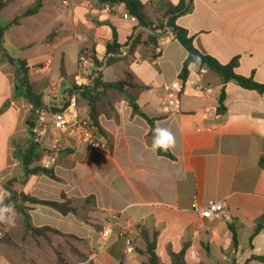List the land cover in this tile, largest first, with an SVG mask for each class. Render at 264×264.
Segmentation results:
<instances>
[{
	"label": "crops",
	"instance_id": "obj_1",
	"mask_svg": "<svg viewBox=\"0 0 264 264\" xmlns=\"http://www.w3.org/2000/svg\"><path fill=\"white\" fill-rule=\"evenodd\" d=\"M34 1L14 0L6 7L19 5L20 14L0 37V207L11 205L15 216V227L0 223L6 241H0V264H73L74 255L87 256L93 251L111 215L117 216V228L95 264H140L143 258L135 249L126 254L118 235L128 230L134 247L140 248L136 227L155 235L156 254L162 264L170 262L171 253L182 250L186 264H228L231 260L264 264L248 261L251 255L264 253V229L254 233L264 215V164H260V160L264 162V95L228 82L223 86L225 113L217 115L222 89L219 77L190 65L178 111L164 113L160 98L167 88L179 85L177 77L187 56L169 31H157L154 46L147 42L148 30L118 15L86 14L80 7L83 0H65L66 6L64 0H40L35 15H22ZM140 2L149 19L156 22L163 16V3L177 5L179 0ZM176 25L187 31L202 54L221 64L236 60L239 76L264 84V0H193L191 11L178 17ZM113 31L124 47L136 35H140V44L131 57L103 64L102 81L148 89L108 92L109 106L101 109L98 118L107 136V140L101 138L104 149L67 142L64 132L50 130L35 148L30 168L43 166L53 157L50 168L57 180L26 176L22 156L31 146L35 112L18 90L15 61L32 67L28 75L35 93L41 96L49 80L58 81L63 92L77 74L81 51H93L104 63L105 46ZM35 43L42 46L36 52ZM69 56L74 57L72 70ZM47 58L52 59V70L40 74L37 68ZM61 64L65 78L59 75ZM206 87L212 93L204 96L198 89ZM131 100L154 121L155 128L174 135L175 145L168 150L173 160L152 150L149 126L132 113ZM87 115V103L76 97L74 116L87 120ZM9 190L44 201L60 202L64 195L75 201L82 218L24 203L34 228L60 233L33 236L24 230L22 215L8 200ZM194 196L202 206L223 201L228 220L195 216L190 210ZM259 223L264 227V221ZM229 225L237 234L235 248ZM96 226L100 230L96 231ZM58 246L62 247L60 262L55 256Z\"/></svg>",
	"mask_w": 264,
	"mask_h": 264
},
{
	"label": "trees",
	"instance_id": "obj_2",
	"mask_svg": "<svg viewBox=\"0 0 264 264\" xmlns=\"http://www.w3.org/2000/svg\"><path fill=\"white\" fill-rule=\"evenodd\" d=\"M14 0H0V12L5 9L10 3ZM101 3H109V4H119L124 7V9L128 12L129 15L133 16L136 19L137 27L148 30L150 32L148 36L147 42L157 46V36L159 35L157 31L167 30L171 33L174 40L178 42L182 48L185 50L187 56L184 60L179 75L177 77L178 82L182 86L188 78L189 66L194 65L198 68H205L212 72H214L220 80V84L222 89L219 93L218 97V106H217V115H223L225 113V92L223 86L228 82H233L239 88L247 91H253L258 95H264V84L255 82L252 78H245L239 76L236 73L237 61L231 60L227 64H221L214 58L202 54L198 51L192 41V37H190L187 31L180 26L176 25V19L188 12L192 9V1L193 0H179L177 5H171L170 3H163L164 13L160 20L156 22H152L146 12L145 5L140 2V0H98ZM41 8V1L35 0L34 3L29 6L22 15L24 16H32L35 15L39 9ZM17 18H14L12 22L7 24L4 27H0V37L2 33L6 31L7 27L11 24L15 23ZM140 44V35H136L132 42L128 47L127 54L125 58H120L118 56L119 50L124 47L122 44H119L117 41V37L115 32H112V40L108 42L105 46L106 56H110L106 59L104 65L109 66L113 62L119 59H127L133 55L134 50ZM127 45V44H126ZM92 55V58L96 65L101 66L103 63L101 60L95 56L93 51H86ZM10 62H14L11 58H9ZM17 64V74L16 81L18 84V90L20 91L22 97L31 104L34 112L42 107V99L38 93H35L32 89V86L29 81V71L32 67L28 66L26 62L21 60H16ZM59 75L61 78H65V73L63 70L62 64L59 68ZM72 87L73 84H71ZM126 88L131 89H141L147 90L146 87H141L137 85H129L124 82H104L101 79L100 72L98 73L97 78L95 79L94 85L90 88H81L76 91V95L78 98L84 100L88 106V115H87V124L88 127L92 128L93 131L98 134L104 140H107V136L105 132L99 125V115L101 114V109L107 108L109 106V91H115L119 93H123ZM73 92V91H71ZM130 107L132 109V113L139 116L149 126V134L153 137L154 135V121L152 119H148L137 107L133 100L129 101ZM31 124L30 129L33 127ZM37 147V144L31 142L30 148L25 152L22 156V165L24 168V172L27 175H43L51 180H57L54 176V173L51 168H45L43 166H30L33 163L34 158V150ZM156 154L161 157L168 158L173 160V156L169 151H156ZM260 164L263 165V160H260ZM8 200L14 206V209L19 212L24 220V230L26 232L31 233L33 236H41L44 235L45 232H51L54 234L60 235L57 231L51 228H34L31 223L29 216L27 215L25 208H23L24 203H28L29 205H41L46 206L59 214L65 216L67 214H73L78 218H82L80 215V208L75 206V201L72 199H67L64 195L60 197V202L58 201H44L38 200L36 198H32L30 196L24 195L22 193H15L9 190V198ZM92 198L86 200L91 201ZM264 221V215H262L257 224L254 233H258L263 230L264 227L259 222ZM96 231L100 230L98 226L95 227ZM229 231L232 235V246L235 248L237 245V234L231 225L228 226ZM137 237L139 241L140 248L134 247L136 253L143 258V261L140 264H162L158 256L156 254V237L154 234H149L147 230L142 228H137ZM135 240L133 241L134 244ZM135 246V244H134ZM81 256L80 254H77ZM86 256L82 255V260L85 259ZM58 262L61 261V258H57ZM248 261H257L264 262V253L261 256L251 255ZM121 264V263H120ZM167 264H186L184 260V251H180L179 253H171L170 254V262ZM228 264H237L234 260H231Z\"/></svg>",
	"mask_w": 264,
	"mask_h": 264
},
{
	"label": "built area",
	"instance_id": "obj_3",
	"mask_svg": "<svg viewBox=\"0 0 264 264\" xmlns=\"http://www.w3.org/2000/svg\"><path fill=\"white\" fill-rule=\"evenodd\" d=\"M62 5L66 6L67 2L65 0L62 1ZM80 7L86 14L92 16L103 17L118 15L123 20L136 23V19L129 15L128 12L122 9L118 4L101 3L97 0H83ZM132 40L133 38L129 44ZM128 47L129 45L120 49L118 56L124 57L127 54ZM109 57L110 56H106V59ZM52 65V59L47 58L37 68V71L40 74H49L52 70ZM103 66L104 65H96L90 53L81 51L77 57V74L74 76L72 82L74 87L71 86L68 90L61 92L58 81L49 80L47 82L41 95L42 107L35 110V122L31 128L33 143L37 145L41 144L46 139L48 132L52 130L54 132H64L67 142L72 141L85 145L88 148L104 149L105 141L102 140L92 128L88 127L87 120H79L74 116L77 97L76 91L81 88L92 87ZM178 84V86H170L167 88L166 94L160 98L164 113H174L179 109L181 85L179 82ZM198 91L204 96L212 93V89L209 87L199 88ZM53 163L54 158L51 157L44 162L43 167L50 168ZM190 210L195 216L203 220H228L226 206L223 201L209 202L207 205L202 206L197 196H194L191 201ZM108 224L109 225L101 231L93 251H91L85 259L74 264H95L107 240L117 228V216L111 215ZM118 235L124 242L125 253L133 254L134 244L128 230H121ZM3 236V231L0 228V240Z\"/></svg>",
	"mask_w": 264,
	"mask_h": 264
},
{
	"label": "clouds",
	"instance_id": "obj_4",
	"mask_svg": "<svg viewBox=\"0 0 264 264\" xmlns=\"http://www.w3.org/2000/svg\"><path fill=\"white\" fill-rule=\"evenodd\" d=\"M151 148L153 151H168L175 145V137L170 130L155 128ZM3 203V196H0V204ZM12 206L0 207V223L9 227H15V216L11 214Z\"/></svg>",
	"mask_w": 264,
	"mask_h": 264
},
{
	"label": "rangeland",
	"instance_id": "obj_5",
	"mask_svg": "<svg viewBox=\"0 0 264 264\" xmlns=\"http://www.w3.org/2000/svg\"><path fill=\"white\" fill-rule=\"evenodd\" d=\"M19 5H14V6H10L8 8H5L3 10V12L1 13L0 15V26L1 27H4L5 25L9 24L10 22H12L13 18L15 15H18L20 14V8L18 7ZM43 33H38V35L36 36V40L40 38L41 35H43ZM37 43L39 44V41H37ZM37 43H35V48H34V51H39V49L42 47L40 45H38ZM34 52V53H35ZM70 62H72V65H71V70L74 68V57H71L69 56L68 58V63H69V66H70ZM5 237L3 236V238L0 240L1 242H6L5 240ZM62 247L61 246H58L56 248V252H55V256L56 258H63L62 257ZM74 257L76 258V262L78 261H81L82 260V255L79 256V255H74ZM75 262V263H76ZM58 264V263H56ZM62 264H68V263H62ZM74 264V263H73Z\"/></svg>",
	"mask_w": 264,
	"mask_h": 264
}]
</instances>
